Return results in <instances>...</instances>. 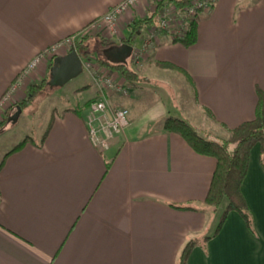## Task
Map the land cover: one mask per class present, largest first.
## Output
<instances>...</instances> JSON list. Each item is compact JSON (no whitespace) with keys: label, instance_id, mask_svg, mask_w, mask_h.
Segmentation results:
<instances>
[{"label":"crops","instance_id":"crops-1","mask_svg":"<svg viewBox=\"0 0 264 264\" xmlns=\"http://www.w3.org/2000/svg\"><path fill=\"white\" fill-rule=\"evenodd\" d=\"M122 1L0 0V100L9 92L12 101H21L31 83L46 77L49 59L24 72L57 42L101 35L120 44L132 35L131 24L149 16L156 3L139 0L114 28L101 24ZM142 34L146 27L133 37L135 47L143 42ZM129 62L140 74L138 83L128 97L109 96V101L129 110L130 124L108 150L94 146L87 128L89 105L101 96L97 75L91 73L77 105L54 113L49 128L39 137L27 134L34 142L4 160L0 264H178L189 238L214 232L223 210L204 200L216 159L197 153L162 125L174 116L209 139L224 140L230 129L255 119L259 92L264 95V0H217L201 15L193 46L164 34L141 63ZM104 70L130 84L119 72ZM178 75L191 85L182 88ZM165 81L177 86L173 94L159 87L167 86ZM19 143L3 151L0 162ZM261 152L260 144L252 148L242 186L254 232L230 211L218 235L196 246L188 264H264ZM189 203L198 209L171 206Z\"/></svg>","mask_w":264,"mask_h":264},{"label":"trees","instance_id":"trees-1","mask_svg":"<svg viewBox=\"0 0 264 264\" xmlns=\"http://www.w3.org/2000/svg\"><path fill=\"white\" fill-rule=\"evenodd\" d=\"M192 2L193 0H161L156 2L153 5L154 10L149 16L135 20L134 23L131 24L132 35L122 40L121 43L126 42L134 45L135 38L133 37H136L138 32L141 33L144 27L147 28L148 26L157 24L162 9L166 5L171 4L175 5L178 9H184L190 6ZM200 19L201 16L195 18L190 24L191 28L187 35L181 40H176V42H180L186 47L193 46L197 42ZM84 38H101V45L99 46L100 50L108 44H117L116 42H108L101 35H86ZM77 39L79 41H75L73 48H76L82 58L89 56L91 51L87 46H83L84 41L82 39L80 41V37L78 36ZM100 55L101 56L98 60L101 65L119 72L132 86H135L138 83L140 74L132 68L130 62L128 64H114L103 57L102 54ZM52 65L51 62L49 64V70ZM157 65L164 69H172L182 72L181 68L168 62H157ZM47 85H49V79L47 77L38 82L31 83L27 90L26 97L18 103V106H21L22 109H24L25 106L33 104ZM259 96L260 101L255 119L246 121L241 125L230 129L228 138L224 140L217 141L209 139L194 128L187 120L182 118L170 116L163 122V131L180 134L197 153L211 156L216 159L215 171L204 204L216 211L225 205L224 210L219 216V221L214 232L210 235L189 238L179 256L178 264H188L189 257L196 246L200 244L205 245L212 237L218 235L226 222L230 211L238 212L246 222L250 231L254 232V220L243 193L242 186L249 170L250 152L257 144L261 145V161L262 164H264V95L262 92H259ZM51 122L52 120L50 121L48 128L50 127ZM4 126L6 125L3 122L0 126L1 133L5 132ZM28 142H34V140L31 137H26L15 148L6 153L0 162V168L3 166L4 160L10 154L21 149ZM109 164L110 162L108 161L107 165ZM171 206L185 210L198 209L194 203H189L184 206L171 204Z\"/></svg>","mask_w":264,"mask_h":264},{"label":"built area","instance_id":"built-area-1","mask_svg":"<svg viewBox=\"0 0 264 264\" xmlns=\"http://www.w3.org/2000/svg\"><path fill=\"white\" fill-rule=\"evenodd\" d=\"M138 1L139 0L122 1L120 4L111 8L101 18V24L108 26L111 29L114 28L120 17L125 12L135 7ZM155 1L159 2L161 0ZM216 1L217 0H193L192 4L184 9H178L175 5L171 4L166 5L162 9L157 24L146 28L148 31H146L142 45H140V47L134 46L133 54L136 51V54L139 53L144 59L154 45L160 44L161 38L164 34L169 36L173 41L183 39L191 28V22L202 14L209 13L213 9ZM76 38L77 36L69 37L41 52L29 64L25 71V75L33 71L43 60L48 59L50 55L58 54L68 46H74ZM97 81L100 87L101 96L90 103L86 123L90 139L94 146L102 150H108L110 148L111 140L122 134L130 124L129 110L123 107H112L109 101V96L116 92H122L127 95L128 93H131L132 87L129 84L124 83L116 84L113 82L112 77H97ZM5 95L3 101L10 98L9 92Z\"/></svg>","mask_w":264,"mask_h":264},{"label":"rangeland","instance_id":"rangeland-1","mask_svg":"<svg viewBox=\"0 0 264 264\" xmlns=\"http://www.w3.org/2000/svg\"><path fill=\"white\" fill-rule=\"evenodd\" d=\"M153 10H154V7H153ZM146 31H148V29ZM129 34H130V31L128 32L127 35ZM144 36L145 35L142 34L140 36L141 38L139 41H141ZM84 37L80 36V41L81 39L84 41L83 46L84 47L87 46V48L91 51V54L83 58L85 66H84V70L82 74L72 79L64 86L50 87L49 85H47L46 87H44L41 95L35 100V102L31 105L24 107L21 120L14 126L13 124H8V118L17 112L18 103H20L21 101L14 102L10 98L7 99L6 101H3L6 95L4 94L2 96L0 100L1 102L0 103L1 104L0 106V126L3 122L5 123L6 126H4L5 132L0 134V158H1V154L3 151L11 149V147L16 145V143H19L22 140H24L27 134L31 136L36 135V137H39L40 131L44 130L45 127H48L49 122L54 113L58 111L61 112L66 107L76 106L78 102L77 94L78 92H80L79 90H81L82 87H85L92 82L91 73H93L94 75H97L98 78H105V77L111 78L112 77L114 83L122 84L116 77L108 75L107 73H104L101 71V70H104L105 68H108L106 66L101 65V63L98 60L99 57L101 56L100 54H102L101 53L102 49L101 50L99 49V46L101 45V38L85 39ZM76 41H79V40L76 38ZM141 42H138L136 46L140 47L139 45H142ZM72 48L73 46H68L65 50L60 51L58 54L50 55V57L48 58L49 62H48V70L46 74V77L49 80H50L49 64L51 62L53 64L54 58H56L57 56H62L64 55V53H68ZM139 56L140 54L139 53L136 54V51H135V53L133 54V57L130 58L129 60L135 63L136 62L141 63L143 60V57L142 56L139 57ZM112 71H115V70H112ZM115 72L117 73V71ZM177 79L181 81L180 84L182 85V88L183 87L187 88L188 86L191 85V83L188 80H185L183 78V75L177 77ZM170 80L172 81V79ZM155 83L153 84L154 88L156 87L154 86ZM170 83L171 84L167 82L166 83L167 86L165 85V83L160 84L161 86L159 87L161 88L164 87L165 89L168 90L169 93L173 94L175 92V89H177V86L175 85L173 86L172 82ZM133 89L134 87L131 88V91ZM131 93H128L126 95V94H123L122 92H116L111 96L128 97ZM171 105L173 106V103ZM119 107L126 108L125 106H119ZM173 108L175 111L177 110L175 105L173 106ZM213 138L217 141H220L223 139L220 136H214ZM224 208H225V205L220 209L224 210Z\"/></svg>","mask_w":264,"mask_h":264},{"label":"water","instance_id":"water-1","mask_svg":"<svg viewBox=\"0 0 264 264\" xmlns=\"http://www.w3.org/2000/svg\"><path fill=\"white\" fill-rule=\"evenodd\" d=\"M134 52V45L129 43L108 44L102 48V55L111 63L128 64L129 59ZM84 70L83 58L80 56L76 48H72L68 53L62 56H57L50 68V87L64 86L72 79L82 74ZM23 109L17 106V112L8 118V124H16ZM1 134V131H0Z\"/></svg>","mask_w":264,"mask_h":264}]
</instances>
